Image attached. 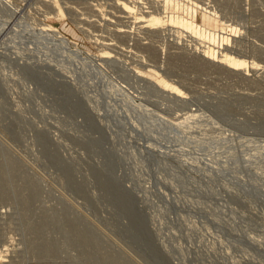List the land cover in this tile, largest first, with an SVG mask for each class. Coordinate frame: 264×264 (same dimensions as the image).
I'll list each match as a JSON object with an SVG mask.
<instances>
[{"label": "rangeland", "instance_id": "obj_1", "mask_svg": "<svg viewBox=\"0 0 264 264\" xmlns=\"http://www.w3.org/2000/svg\"><path fill=\"white\" fill-rule=\"evenodd\" d=\"M20 2L28 25L46 21L82 50L100 53L68 15L43 18V3ZM108 2L106 27L89 20L86 3L76 7L77 20L94 29L90 36L112 42L104 72L93 62L79 67L69 48L48 44L52 38L42 46L24 28L10 33L15 44L0 48V264H264V168L241 163L233 173L228 162L222 175L204 149L237 150L247 133L264 137L257 69L246 67L250 78L241 79L184 57L167 65L163 53H179L180 43L167 40L169 32L140 29L133 40L113 38L115 22L132 31L138 24ZM216 2L222 21L240 29L239 51L260 63L264 0ZM211 3L188 0L181 11L211 12ZM136 69H166L186 96L160 90Z\"/></svg>", "mask_w": 264, "mask_h": 264}, {"label": "bare ground", "instance_id": "obj_2", "mask_svg": "<svg viewBox=\"0 0 264 264\" xmlns=\"http://www.w3.org/2000/svg\"><path fill=\"white\" fill-rule=\"evenodd\" d=\"M18 1L20 2L22 0H0V11H1V13H0V48H6L7 45H9L10 43L13 44L14 43V42H12L13 37H12V34H10V33L21 30L22 28H24L26 31L24 33L25 36H28L31 38L35 37L38 41H40L42 46H44L45 38H52L53 39L52 42H47L48 44L49 43H55L57 46H61L65 50L67 48H69L68 52L70 54H72V56L74 57V59H73L74 61L79 62V67L84 68V66H85L86 68H88V66H91L88 63L93 62L97 66V69L99 72H101V70L103 72L105 71L104 69H101V66H102L101 64H103V60L105 62L106 58L110 56V52L105 50V48L109 47V44H111L112 42L110 41L111 43L110 42L104 43V42H102V41H104L103 39L100 42L99 40H101V39H99V38H101L100 37L101 35L98 36L99 38L98 37L95 38L97 35L94 37L90 36L89 33L92 32V30H94V29L92 28V26H89L92 28L91 31H89V29H85L83 27V24L80 23L79 20H77L76 17L80 14V12L77 10L76 7H78L77 3L78 4L86 3L89 7L87 9V12H86V15H87V17H89V20L93 21L94 19H91V18L95 17L96 18L95 20L99 19L100 21L102 20L105 23L103 18H106V17H104V16L110 14L109 11H107L105 8V7H109V2H108L109 0H38L39 4H42V3L44 4V6H43L44 9L42 7L43 10L39 11V14H41L43 16V18H48L45 15V13H51V15H52L51 17H55L58 19L64 17V15L65 16L68 15L72 19L71 21L79 29L80 32L86 34L87 38H90L94 44L99 43V46L102 47L100 49L99 54L89 53L88 51H84L81 48L77 47L76 45H74L75 44L74 42L68 40L62 34H60V32L57 30V28L51 23H48L46 21L41 20V21H38V22H35V23L28 25L29 23L28 24L26 23V21H27L26 17L29 14L27 12H24V7L21 5V2H20V4L17 3ZM180 1L181 0H110L111 4H113L116 7H119L120 12L124 11V12L130 13L132 18H134V20L138 24L137 26L134 27V30L132 31L133 26L128 27L127 24H125V26H122L123 24H119V23L115 22L114 26L116 28L113 29L114 32H113L112 37L113 38L116 37V39H117L119 37L127 36V39L133 40L132 35L138 29H140V32H142L145 35H150L152 33L157 32V33H161L163 37L165 34H167L169 32V34L167 36V40H174L175 42L180 43V45L179 46L176 45V47L178 49H183V50L182 51L180 50L179 53H175V54H170V53L164 54L163 53V58L165 60V62H164L165 64L167 62V65L171 64L172 66H174V63H176V62H174V59H181L182 57H184V58H186V62H184V63L190 62L192 65L195 66V68L200 69V68H203L205 66L206 67L212 66V67L218 69L219 71L227 72V74L237 75L241 79H249L250 78V76H248L249 74H251L249 72L250 69L249 68L246 69V67H251V68L257 69V71L251 70V72L252 73L254 72V74H253L254 76H259L258 78L261 80L260 83L262 85V87H261L262 94L261 95L264 98V59L259 60L261 62L258 63V61L255 60V57L253 55H251V54L246 55L245 53L239 51L240 48H238L236 45V41H237L236 38H237L238 34L240 33V29H239V27H237L232 22L228 23V22H226V20L222 21L223 17L220 13L219 8H217V5H216V3H218V2H216V0H211L212 1L211 12L204 7H198L197 6V9L195 8L192 10V8H190V13H188L185 11H181V9H183L182 4L187 3L188 0H182V1H184L183 3H180ZM213 1H215V2H213ZM217 1H219V0H217ZM168 4H169V6H168ZM96 5H98L97 7L99 8L98 12H96V10L92 9V7L96 6ZM170 10H171V12H170ZM217 12H219V13H217ZM162 13H164V14H162ZM111 17L116 18V17L110 16V18ZM116 20H117V18H116ZM134 20H132L131 24L133 23ZM103 25L105 26L106 23ZM121 26H122V28H121ZM29 33H31V35ZM93 35H94V33H93ZM114 35H115V37H114ZM113 38H108V40L109 39L113 40ZM106 42H108V41H106ZM23 46L25 47L27 45L23 44ZM129 46H130V48H132V45H129ZM162 46H163V44L160 46L161 49L163 48ZM61 52L62 51H60L58 53H61ZM184 66H186V64ZM168 70L171 71V69H168ZM88 71L89 72L92 71V72H90V74L94 73L92 69H89ZM166 71H167L166 69L163 70V73ZM157 72L153 71V70L141 71L139 69H136V73H140L142 75L148 74L151 77H155V78H152L151 80H153L159 88L161 87L160 90H162V88H163V90L166 89V92H167V90L170 91L171 94L174 93V95L176 94L178 96L179 95L180 96L184 95V97L186 96L183 91H180V89L178 88V86L174 82L169 80L167 78V76L164 75L165 73L164 74L163 73L158 74ZM167 73H168V71H167ZM87 75H89V73ZM89 77H91V76H89ZM96 77L97 76H95V78ZM99 78L100 79L102 78V80L107 79L106 73H105V76L102 73V76ZM92 79H94V78H92ZM94 80H96V79H94ZM96 86H97V83H96ZM79 96H80V94H79ZM122 113L123 112H121V114ZM122 115L124 116V118H122V119H124L123 121L125 123V121L127 119V113L124 112V114H122ZM188 116H186V117H188ZM105 120H106V118H105ZM105 120H102V122ZM109 121H111V120H109ZM112 121H113V119H112ZM106 122H107V120H106ZM128 128H129V126H128ZM130 130H128V131L130 134H132L131 132H133L134 130L133 131L131 130V132H130ZM261 135H264V134L262 133ZM137 136H138V134H137ZM247 136H254V135L253 134L251 135V133L250 134L247 133ZM247 136H244L241 138L239 137L241 141L238 144L237 150H231L230 149V150L224 151L221 148H215V147L214 148H206V147H204V149L207 150L208 155H210L211 157L214 156L215 159H217L218 162H214L215 163L214 168H215V170L217 169L216 171H220L222 173V175H224L223 174L224 170L226 168L230 169L228 167H230L229 165L231 164L232 169L230 170V172L232 171L233 173H235L237 168L239 167V164H241V163L242 164H249V167H253V170H254V168H256L257 170H261L264 168V137L257 136L256 133H255L254 137H247ZM157 139H159V138H157ZM139 140L141 143L143 142L140 138H139ZM180 140L183 142H186L182 145H187L188 138L185 139V137L183 136V137H180ZM145 144H147V143L145 142ZM157 144L159 147L158 142H156L155 145H148V144L147 145H148V147L154 148V147H156ZM161 144H160V146H163ZM141 145H143V144H141ZM171 146L173 147V145H171ZM143 147H145V145H143ZM148 147H147V149H149ZM172 147H171V150L176 151V152H174V154H176L177 150H173ZM147 149H146V152H147ZM166 150L168 152V149H166ZM150 152H152V151H150ZM150 152L148 151V153H150ZM180 153L178 155L183 156V154H180ZM146 155H148V154H146ZM150 156H152V155H150ZM162 158L163 157H161V160L163 161L164 158L163 159ZM185 158H187V157H185ZM157 159H159V158H157ZM255 160H256V163H254ZM197 162H199V161H197ZM170 165H172V164H170ZM163 167H165L164 169L166 170V172L167 171L170 172V167H168L166 164H164V161L162 162V165H161V168H163ZM209 167L211 168L212 166H209ZM241 168H243V167H241ZM245 168H248V167L245 165ZM263 170H262V172H263ZM241 171L239 170V172H241ZM254 173H255L254 175H256V172H254ZM261 173H258V174H261ZM240 174H242V173H240ZM243 174H245V173H243ZM170 175H172V174H170ZM261 175H263V174H261ZM230 178H229V180H230ZM243 178H244V176H243ZM173 179H174V177H173ZM171 180H172V177H171ZM240 181H241V179H240ZM236 183H238V181ZM250 186H248V188ZM251 188H253V187H251ZM196 189H198V188H196ZM121 197H122V195H121ZM126 199H124V201ZM225 206H227V205H225ZM128 214H129V212H128ZM201 214H203V213L201 212ZM235 223H236V221H235ZM214 231H216V230H214ZM220 232H223V231H220ZM219 234H222V233H219ZM240 234H242V233L240 232ZM240 234H239V237L241 236ZM242 235L244 236V234H242ZM242 237H240V238L242 239ZM244 237L246 240L247 239L246 236H244ZM245 243L247 244L248 241ZM251 244H252V242H251ZM251 244L249 243V245H251Z\"/></svg>", "mask_w": 264, "mask_h": 264}]
</instances>
